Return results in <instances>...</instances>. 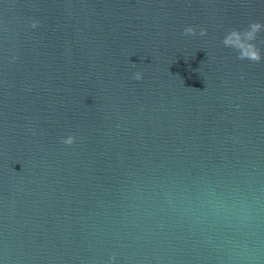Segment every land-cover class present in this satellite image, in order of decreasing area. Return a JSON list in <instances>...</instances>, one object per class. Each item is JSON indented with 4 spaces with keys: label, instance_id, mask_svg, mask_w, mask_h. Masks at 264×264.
<instances>
[{
    "label": "water",
    "instance_id": "1",
    "mask_svg": "<svg viewBox=\"0 0 264 264\" xmlns=\"http://www.w3.org/2000/svg\"><path fill=\"white\" fill-rule=\"evenodd\" d=\"M253 22L264 0H0V264H264V60L224 43Z\"/></svg>",
    "mask_w": 264,
    "mask_h": 264
},
{
    "label": "clouds",
    "instance_id": "2",
    "mask_svg": "<svg viewBox=\"0 0 264 264\" xmlns=\"http://www.w3.org/2000/svg\"><path fill=\"white\" fill-rule=\"evenodd\" d=\"M37 23H33L32 26L36 27ZM262 28H264V23L261 22H253L249 25L250 30L243 33V35H246L248 38L249 43L247 44L240 43L242 33L239 30L233 29V31L228 36V38L225 39L224 43L227 45L235 44L239 49L243 50L240 56L238 57L239 59L250 60L253 62H261L262 60H264V56L261 55L260 47L257 45L256 41L259 37ZM189 33L195 35V28L194 27L186 28L185 34H189ZM200 34L206 35L207 29H202ZM135 78L137 80H140L143 78V75L141 73H137ZM75 142H76L75 137H70L69 139L64 140V143L68 145H72Z\"/></svg>",
    "mask_w": 264,
    "mask_h": 264
}]
</instances>
